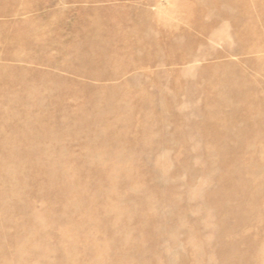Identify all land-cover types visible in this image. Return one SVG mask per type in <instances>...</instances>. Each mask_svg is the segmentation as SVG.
<instances>
[{
	"label": "rangeland",
	"instance_id": "rangeland-1",
	"mask_svg": "<svg viewBox=\"0 0 264 264\" xmlns=\"http://www.w3.org/2000/svg\"><path fill=\"white\" fill-rule=\"evenodd\" d=\"M0 264H264V0H0Z\"/></svg>",
	"mask_w": 264,
	"mask_h": 264
},
{
	"label": "bare ground",
	"instance_id": "bare-ground-1",
	"mask_svg": "<svg viewBox=\"0 0 264 264\" xmlns=\"http://www.w3.org/2000/svg\"><path fill=\"white\" fill-rule=\"evenodd\" d=\"M243 7V6H242ZM22 11V10H21ZM6 16V15H5ZM241 22V21H240ZM238 23V22H237ZM239 27H240V25H239ZM36 35V34H35ZM38 35V34H37ZM91 35V34H90ZM242 36V35H241ZM244 36V35H243ZM23 37V36H22ZM10 38V37H9ZM36 38V37H35ZM11 40V39H10ZM95 40V39H94ZM8 45V44H7ZM85 45V44H84ZM72 61V60H71ZM91 63V62H90ZM89 64V63H88ZM104 65V64H103ZM88 67V66H87ZM103 70V69H102ZM89 71H91V70H89ZM85 75V74H84ZM118 75V74H117ZM99 77V76H98ZM100 78V77H99Z\"/></svg>",
	"mask_w": 264,
	"mask_h": 264
}]
</instances>
